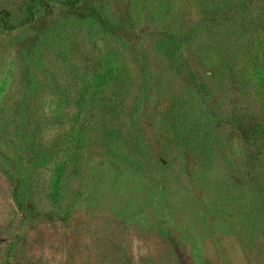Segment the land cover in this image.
<instances>
[{
    "label": "rangeland",
    "instance_id": "rangeland-1",
    "mask_svg": "<svg viewBox=\"0 0 264 264\" xmlns=\"http://www.w3.org/2000/svg\"><path fill=\"white\" fill-rule=\"evenodd\" d=\"M264 0H0V264H264Z\"/></svg>",
    "mask_w": 264,
    "mask_h": 264
},
{
    "label": "trees",
    "instance_id": "trees-1",
    "mask_svg": "<svg viewBox=\"0 0 264 264\" xmlns=\"http://www.w3.org/2000/svg\"><path fill=\"white\" fill-rule=\"evenodd\" d=\"M263 83H264V80H263Z\"/></svg>",
    "mask_w": 264,
    "mask_h": 264
}]
</instances>
